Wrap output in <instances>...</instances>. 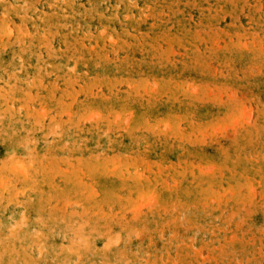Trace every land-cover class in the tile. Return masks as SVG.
Segmentation results:
<instances>
[{"label":"rangeland","instance_id":"1","mask_svg":"<svg viewBox=\"0 0 264 264\" xmlns=\"http://www.w3.org/2000/svg\"><path fill=\"white\" fill-rule=\"evenodd\" d=\"M0 264H264V0H0Z\"/></svg>","mask_w":264,"mask_h":264}]
</instances>
